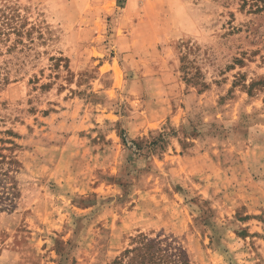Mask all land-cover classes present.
Masks as SVG:
<instances>
[{"label":"rangeland","instance_id":"rangeland-1","mask_svg":"<svg viewBox=\"0 0 264 264\" xmlns=\"http://www.w3.org/2000/svg\"><path fill=\"white\" fill-rule=\"evenodd\" d=\"M255 3L0 0V264H264Z\"/></svg>","mask_w":264,"mask_h":264},{"label":"trees","instance_id":"trees-1","mask_svg":"<svg viewBox=\"0 0 264 264\" xmlns=\"http://www.w3.org/2000/svg\"><path fill=\"white\" fill-rule=\"evenodd\" d=\"M255 2L258 10L264 8V0H255ZM5 165L7 168L4 169ZM22 169L21 162L15 156L12 154L5 156L0 153V174L9 180V185L7 187L3 185V191H0V202L12 201L20 193V186L14 174H21ZM123 255V258L127 257L125 262H122L123 259L120 258L114 260L112 264H189V261L183 258V252L170 250L160 241L148 238L141 239L139 244L126 250Z\"/></svg>","mask_w":264,"mask_h":264}]
</instances>
